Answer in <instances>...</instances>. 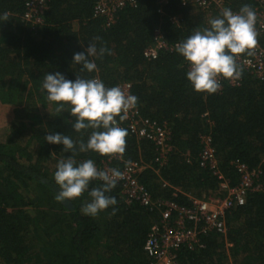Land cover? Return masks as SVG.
<instances>
[{
    "label": "trees",
    "instance_id": "1",
    "mask_svg": "<svg viewBox=\"0 0 264 264\" xmlns=\"http://www.w3.org/2000/svg\"><path fill=\"white\" fill-rule=\"evenodd\" d=\"M27 1L0 0V16L7 14L0 19V264H150L143 244L159 222L156 202L187 206L184 194L217 191L220 180L200 165L203 136L211 138L218 172L230 184L238 180L236 163L260 168L264 183V82L243 71L236 87L224 80L214 94L196 92L175 49L159 52L154 60L143 57L155 31L174 46L207 27L218 10L171 0L158 12L153 0H136L106 26L93 15L96 0H48L42 23L32 28L21 19ZM244 4L256 5L255 0H224L233 11ZM259 42L264 47V34ZM89 43L111 52L90 57L97 64L91 73L72 61ZM55 72L68 80L98 77L109 87L130 83L139 115L167 128L170 152L164 166L154 163L150 141L129 132L124 153L112 163L116 168L128 162L147 165L139 182L155 205L126 204L118 184L109 193L116 205L95 217L81 212L87 193L72 203L54 199L53 172L69 154L44 136L59 132L86 140L91 131H73L67 109L57 113L42 94L44 74ZM110 157L89 151L76 159H92L100 168ZM225 224L224 235L212 231L202 236V247L176 251L174 264H264V195L249 193L245 205L226 214Z\"/></svg>",
    "mask_w": 264,
    "mask_h": 264
},
{
    "label": "clouds",
    "instance_id": "2",
    "mask_svg": "<svg viewBox=\"0 0 264 264\" xmlns=\"http://www.w3.org/2000/svg\"><path fill=\"white\" fill-rule=\"evenodd\" d=\"M0 19L6 20L7 14ZM256 20L257 13L249 4L242 5L235 12L226 7L208 20L207 27L197 28L175 45V51L187 64L185 77L194 91L214 94L221 87V78L241 77L243 68L237 58L255 47ZM106 53L111 54L107 48H97L96 43H89L84 52L73 54L72 61L91 73L97 70V64L90 57H102ZM41 88L46 99L55 104L57 113L67 109L74 118L70 121L73 131L91 130L86 140H74L59 132H49L44 136L45 142L61 145V151L69 154L56 163L53 180L57 191L54 199L62 204L66 201L72 203L87 193L88 200L82 203L81 212L95 217L116 205L115 197L109 193L123 174L116 168L101 170L94 160L78 161L76 156L89 151L101 156L123 154L128 130L120 126L117 117L124 120L125 115L122 114L135 108L137 97L119 85L106 86L98 77L77 76L75 80H68L60 72L44 74ZM93 181L100 183L90 188Z\"/></svg>",
    "mask_w": 264,
    "mask_h": 264
},
{
    "label": "built area",
    "instance_id": "3",
    "mask_svg": "<svg viewBox=\"0 0 264 264\" xmlns=\"http://www.w3.org/2000/svg\"><path fill=\"white\" fill-rule=\"evenodd\" d=\"M48 0H28L25 4V11L21 19L30 24L32 28L42 23V16L46 9ZM158 12L171 0H153ZM181 6L192 5L202 11L216 9L219 12L225 8L224 0H174ZM253 7L257 13L255 24L256 45L250 53L240 54L237 62L243 71L251 74L255 79L264 82V47L261 46L259 38L264 34V0H255ZM136 0H96L93 7V15L101 17L106 26L115 22V14L125 7H134ZM235 12V11H234ZM175 45H168L158 31H155L154 42L143 51V57L147 60H154L161 51H173ZM224 80L221 78L222 86ZM228 85L236 87L239 79L226 80ZM122 89L131 94V84H118ZM221 88V87H220ZM125 115V119L118 120L121 127H124L137 140L150 141L155 147L154 163L161 167L166 164L167 154L170 152L169 131L164 125H158L139 115L137 108L130 109ZM202 138V151L200 154V165L214 171L220 180L217 191L210 195L193 197L184 194L189 204L181 206L174 202L159 203V222L151 226L148 238L143 244V252L151 261L150 264H174L175 253L180 248L190 250L202 247L201 238L214 231L222 235L226 232L225 216L231 210L246 204L249 193H259L264 195V183L260 182V168H248L243 163H236L235 170L238 180L230 184L229 180L218 172L215 151L209 136ZM113 157V158H112ZM107 159L99 168L108 170L116 168L112 165L113 159H120V155ZM264 164V157L262 160ZM148 168L137 162H128L119 169L122 178L118 181L121 188V197L126 204L133 202L142 207L155 205L150 194L139 182V176Z\"/></svg>",
    "mask_w": 264,
    "mask_h": 264
}]
</instances>
